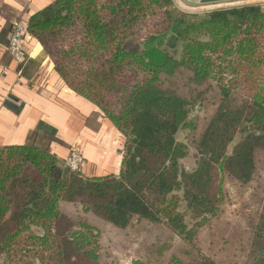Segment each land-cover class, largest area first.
I'll list each match as a JSON object with an SVG mask.
<instances>
[{
    "label": "trees",
    "instance_id": "trees-1",
    "mask_svg": "<svg viewBox=\"0 0 264 264\" xmlns=\"http://www.w3.org/2000/svg\"><path fill=\"white\" fill-rule=\"evenodd\" d=\"M25 32L117 130L123 157L101 177L0 149V264H110L107 230L138 238L131 264H264V6L56 0ZM228 183L253 199L233 220Z\"/></svg>",
    "mask_w": 264,
    "mask_h": 264
},
{
    "label": "crops",
    "instance_id": "crops-1",
    "mask_svg": "<svg viewBox=\"0 0 264 264\" xmlns=\"http://www.w3.org/2000/svg\"><path fill=\"white\" fill-rule=\"evenodd\" d=\"M56 0H0V149L37 147L64 165L78 150L81 172L108 176L119 172L123 140L91 102L75 94L61 79L41 44L24 35V61L9 51L14 27Z\"/></svg>",
    "mask_w": 264,
    "mask_h": 264
},
{
    "label": "rangeland",
    "instance_id": "rangeland-1",
    "mask_svg": "<svg viewBox=\"0 0 264 264\" xmlns=\"http://www.w3.org/2000/svg\"><path fill=\"white\" fill-rule=\"evenodd\" d=\"M173 2L180 11L189 13H202L217 9H226L245 5L264 6V0H247L242 2L197 8L187 7L182 3L181 0H173ZM176 139L183 141L184 132L178 131L176 134ZM196 158L197 156L195 152L193 150H189V155L181 162V164L187 169H192L195 166ZM227 190L229 192V201L226 207V219L233 220L235 213L239 209H242L244 212H248L253 208V199L250 198L249 200V197H251V192L249 190H246L240 194V191L236 187H234L232 183L227 184ZM102 239L105 245V249L110 253V257L108 259L110 264H131L132 260L136 256L135 251L138 245V238L128 237L123 232H118L116 234V232L107 230L103 233Z\"/></svg>",
    "mask_w": 264,
    "mask_h": 264
},
{
    "label": "built area",
    "instance_id": "built-area-1",
    "mask_svg": "<svg viewBox=\"0 0 264 264\" xmlns=\"http://www.w3.org/2000/svg\"><path fill=\"white\" fill-rule=\"evenodd\" d=\"M24 35L25 27L22 24H17L10 36L8 51L17 64H21L24 61ZM64 165L71 171H80L83 165V158L78 150H73L66 158Z\"/></svg>",
    "mask_w": 264,
    "mask_h": 264
},
{
    "label": "water",
    "instance_id": "water-1",
    "mask_svg": "<svg viewBox=\"0 0 264 264\" xmlns=\"http://www.w3.org/2000/svg\"><path fill=\"white\" fill-rule=\"evenodd\" d=\"M184 5L191 8L214 6L247 0H181Z\"/></svg>",
    "mask_w": 264,
    "mask_h": 264
}]
</instances>
